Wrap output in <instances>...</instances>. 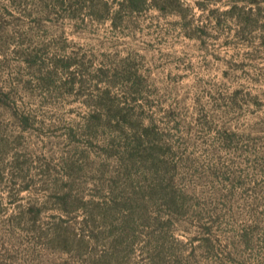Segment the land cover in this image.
I'll list each match as a JSON object with an SVG mask.
<instances>
[{
  "label": "rangeland",
  "instance_id": "obj_1",
  "mask_svg": "<svg viewBox=\"0 0 264 264\" xmlns=\"http://www.w3.org/2000/svg\"><path fill=\"white\" fill-rule=\"evenodd\" d=\"M0 264H264V0H0Z\"/></svg>",
  "mask_w": 264,
  "mask_h": 264
}]
</instances>
